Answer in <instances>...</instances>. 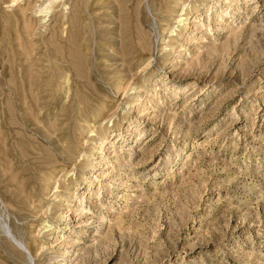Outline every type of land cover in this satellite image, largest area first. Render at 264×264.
Instances as JSON below:
<instances>
[{"label": "rangeland", "instance_id": "obj_1", "mask_svg": "<svg viewBox=\"0 0 264 264\" xmlns=\"http://www.w3.org/2000/svg\"><path fill=\"white\" fill-rule=\"evenodd\" d=\"M0 264H264V0H0Z\"/></svg>", "mask_w": 264, "mask_h": 264}, {"label": "bare ground", "instance_id": "obj_2", "mask_svg": "<svg viewBox=\"0 0 264 264\" xmlns=\"http://www.w3.org/2000/svg\"><path fill=\"white\" fill-rule=\"evenodd\" d=\"M107 145V144H106Z\"/></svg>", "mask_w": 264, "mask_h": 264}]
</instances>
